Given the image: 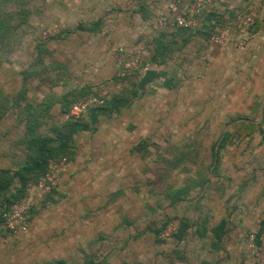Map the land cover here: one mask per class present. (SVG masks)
Masks as SVG:
<instances>
[{
    "label": "crops",
    "instance_id": "crops-1",
    "mask_svg": "<svg viewBox=\"0 0 264 264\" xmlns=\"http://www.w3.org/2000/svg\"><path fill=\"white\" fill-rule=\"evenodd\" d=\"M171 1L21 0L30 21L58 24L63 32L55 58L64 70L55 76L59 83L32 94L30 103L33 112L60 114L43 129L63 133L58 140L70 157L50 205L33 209L23 236L26 250L51 257L44 264H71V258L75 264L91 258L253 264L264 258V0H215L202 10L200 31L159 29L158 15L190 8V0H177L174 8ZM250 9L257 24L244 49L200 35L218 30L223 18L241 20ZM123 44L145 48L132 82L146 70L157 71L155 80L65 121L63 108L113 76L114 52ZM46 60L29 66H45L43 79L55 64ZM183 143L190 144V170L189 157L173 153L172 146ZM16 146L1 150L0 172L26 163L24 144ZM167 220L184 225L179 239L155 233ZM2 241L0 233V253Z\"/></svg>",
    "mask_w": 264,
    "mask_h": 264
},
{
    "label": "rangeland",
    "instance_id": "rangeland-1",
    "mask_svg": "<svg viewBox=\"0 0 264 264\" xmlns=\"http://www.w3.org/2000/svg\"><path fill=\"white\" fill-rule=\"evenodd\" d=\"M190 1L191 7L194 3V0ZM214 2L215 0H204L203 9L207 4H211ZM243 7L246 6L243 5ZM253 14V11H251L250 9L239 21H237V19L233 17L223 18V21L226 22H222V24H220V27H218V30H209V33L205 31L203 33V31H201L200 35H206V39H208L207 36H209L210 34L221 33L229 38L228 44H232V46L235 48H239V46L237 45L238 42H243L244 46L239 49H244L250 40L251 27L253 23L255 22L257 24V19ZM201 15L197 18V31L201 30L198 22ZM248 16L251 18V22L245 29L246 34H242V22ZM25 20V23L22 24V27L18 30V33L16 34L17 36L15 35L12 38V44L10 43V45L8 47L6 46L5 49H0V152L1 150L7 149V151H5L4 153H10L12 150L15 151L17 149V142H19V140H21L22 137L26 135L25 126H27L29 120H31V116L27 113L26 110L29 106H31L30 103H32L34 100V96H32V94L43 90V87L47 89H51L52 87H54V84L59 83H56L59 78L55 79V76L60 75V71H64L63 69L59 70L57 67V61L59 58V47L57 46V40L62 38V30L58 29V31L51 37L42 40L39 35V20H36L35 18L31 21L28 18H26ZM215 22L219 23L217 21ZM8 30L9 28L7 29V31ZM38 57L42 58V61L44 59H47L46 61L48 63L51 61L55 62V64L52 63V66H47L48 71L50 67L53 69L50 78L47 77L46 79H43V76L49 75H47L45 71L42 70L45 66H39V64L41 63H36L38 67L32 65L31 67H29L32 61H34V59L36 60V58ZM52 57H54V59H52ZM55 58L57 59V61ZM28 67L32 71H29ZM37 69L40 70L39 73L34 72ZM51 71L52 70H50L49 73ZM30 72L34 73H31V75H29L28 73ZM15 106L22 108V110L15 109ZM32 115L37 116V121H39L38 130L48 131L50 129H43V126L46 125L47 127L48 121L58 119V116L60 114L40 113ZM187 144L189 143H183L172 147L176 148L173 152L176 158H178L177 154L179 155L180 159H186L187 156L189 157V160H185V167L190 170V168L187 167L190 166V144ZM164 148L166 153H170V146ZM199 166H203L202 162L199 163ZM185 178L186 177L183 178L180 176L179 180H182L184 184L189 185L190 180ZM188 202L190 203V198L188 199ZM50 203L51 199L48 205H40L36 208H44L46 206H49ZM176 225L177 221L171 220L168 228L165 229V233L169 231L172 226ZM0 233L3 238V248L2 252L0 253V264H44L45 261L51 259V257L41 256L42 254L39 255L37 251L34 252L33 250H26L24 246L23 236L11 237L5 232L3 227H0ZM165 233L163 231L161 236L162 238H164ZM166 236L170 237L171 235ZM118 243L121 244L120 241ZM70 261L71 264L76 263L73 258H71Z\"/></svg>",
    "mask_w": 264,
    "mask_h": 264
},
{
    "label": "built area",
    "instance_id": "built-area-1",
    "mask_svg": "<svg viewBox=\"0 0 264 264\" xmlns=\"http://www.w3.org/2000/svg\"><path fill=\"white\" fill-rule=\"evenodd\" d=\"M177 0H172L170 8H174ZM204 0H194L193 5L187 11L174 12L171 16L158 15L155 25L159 29L174 30L184 29L193 30L197 26V18L203 10ZM251 18L248 16L242 22L241 33L246 34V27L250 24ZM59 29L58 24L51 26H39V35L42 40L48 39ZM213 44L224 46L229 43V38L224 34H210L207 36ZM239 48L244 46L243 42H238ZM145 53L144 47H130L120 45L115 49L114 63L115 70L113 76L109 78L98 89L86 98L73 103L69 110L63 114L65 121H76L90 110L105 106L110 97L114 94L123 92L129 88L130 76L142 70V57ZM146 70V68H144ZM67 164L65 158L50 164L48 171L35 183L29 184L26 189L25 197L11 205L8 211L2 214L3 229L11 237L24 236L29 230V220L34 208L48 205L46 196L55 191L58 187L59 175ZM176 226H172L165 236H170L175 232ZM264 254V249L262 250ZM253 264H264V258H259Z\"/></svg>",
    "mask_w": 264,
    "mask_h": 264
},
{
    "label": "trees",
    "instance_id": "trees-1",
    "mask_svg": "<svg viewBox=\"0 0 264 264\" xmlns=\"http://www.w3.org/2000/svg\"><path fill=\"white\" fill-rule=\"evenodd\" d=\"M23 2L21 0H0V49H5L12 42V38L18 33V30L25 23L28 14L22 9ZM20 8V9H19ZM11 25V26H10ZM9 30L7 31V29ZM12 28V29H11ZM17 36V35H16ZM12 44V43H11ZM137 76L133 74L129 79V88L112 97H123L132 95L136 92L137 84L132 82V79ZM90 94H80L75 97L71 104L82 100ZM63 108L65 114L70 107ZM19 108L18 106L14 107ZM31 106L27 108V113L31 116V120L25 126L26 135L20 140L26 148V163L16 172L4 170L0 172V227L3 225L2 214L8 211L12 204L22 200L25 197L26 189L29 184H35L49 169L53 162L60 161L65 158L70 160L69 153L66 152L67 145L65 142L58 140L63 133L56 128H51L52 135L42 134L39 132V121L37 116L32 114L46 113L44 111L33 112ZM16 111V110H15ZM59 142V143H58ZM54 192V191H53ZM52 192V193H53ZM52 193L46 196V200L50 202ZM33 211V210H32ZM170 221H164L161 226L154 230L160 237L163 231L168 228ZM183 225V224H182ZM182 227V228H181ZM184 225H177L172 237L179 239L184 233ZM182 229V230H181ZM86 264H105L104 262H95L94 259H89Z\"/></svg>",
    "mask_w": 264,
    "mask_h": 264
},
{
    "label": "water",
    "instance_id": "water-1",
    "mask_svg": "<svg viewBox=\"0 0 264 264\" xmlns=\"http://www.w3.org/2000/svg\"><path fill=\"white\" fill-rule=\"evenodd\" d=\"M156 75V70H146L138 80V91L142 92L146 88V86L150 85L155 80Z\"/></svg>",
    "mask_w": 264,
    "mask_h": 264
}]
</instances>
